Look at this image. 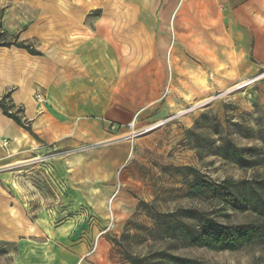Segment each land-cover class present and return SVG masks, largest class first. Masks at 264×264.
<instances>
[{"label": "rangeland", "instance_id": "rangeland-1", "mask_svg": "<svg viewBox=\"0 0 264 264\" xmlns=\"http://www.w3.org/2000/svg\"><path fill=\"white\" fill-rule=\"evenodd\" d=\"M43 1L41 40L0 25V42L41 48L50 71L56 40L86 51L87 89L58 95L60 106L34 91L55 131L44 140L11 90L0 93L37 142L0 169V264H264V237L234 250L180 238L194 211L228 225L259 220L193 182L264 178V0ZM70 18L87 26V43L81 31L72 42L57 34ZM222 141L253 164L222 157Z\"/></svg>", "mask_w": 264, "mask_h": 264}, {"label": "crops", "instance_id": "crops-1", "mask_svg": "<svg viewBox=\"0 0 264 264\" xmlns=\"http://www.w3.org/2000/svg\"><path fill=\"white\" fill-rule=\"evenodd\" d=\"M41 4H45V2L41 3V0H0V25L8 32L16 33L20 40H41ZM30 10L37 11L36 15L31 17ZM55 25L63 27V29L59 28V32H57L60 36L63 32L67 37L63 41L72 42L73 37H76L75 33L81 31L85 34V40L81 42L87 43V30L81 29L86 25L79 23L77 18L64 19L63 22ZM116 36L119 37L118 31H116ZM57 42L59 41L56 40L53 49L54 71L47 68L46 60L50 58V55L41 51V48L38 49L42 52L41 55H32L25 49L16 46H0V93L8 89L11 90L10 98L14 104L24 106L25 118L31 122V125L41 126V140H44V134L53 136L55 131L51 128L46 131L48 129L45 126L49 120L46 112L41 111V115H37L39 109L37 110L34 98V104L31 98L34 91L41 92L43 89L47 96H53L52 98L57 102L58 95L60 99L69 96L72 101L77 98L76 91L87 89L84 86L89 74L86 51L74 50L73 47L63 48L61 44L57 45ZM65 90H69L70 94H63ZM57 104L59 103L57 102ZM70 105L74 107V105ZM58 111L61 115L63 114L61 108ZM69 114L74 115L71 110ZM14 124L18 130L25 131L11 117L5 115L0 108V169L15 162L25 161L31 152L27 147H34L37 143L25 131L34 143L26 142L15 152L12 149L11 135H5L7 132L11 134L8 127L15 126ZM3 141L7 143L6 147L2 145ZM9 182H11L10 179H5L6 184Z\"/></svg>", "mask_w": 264, "mask_h": 264}, {"label": "trees", "instance_id": "trees-1", "mask_svg": "<svg viewBox=\"0 0 264 264\" xmlns=\"http://www.w3.org/2000/svg\"><path fill=\"white\" fill-rule=\"evenodd\" d=\"M0 46H16L25 49L32 55H41L39 50L31 48L23 41H3ZM10 95V92H8ZM2 112L11 117L18 125L23 127L33 136L31 127L24 123L21 118L9 111L0 101ZM26 131V132H27ZM219 154L230 160H235L240 164L248 161L244 157V148L235 146L232 142L222 141L218 146ZM193 189L203 197L218 198L225 204L233 208L247 207L259 217L255 222L228 225L219 223L209 217L206 212L194 211L195 215L190 216L195 224L186 225L180 233V238L186 240L191 245L205 246L216 250H234L243 243L250 242L264 237V178L251 180L224 179L219 182H211L204 178H199L193 182ZM171 215H168V217ZM165 233L168 236H175L176 224L174 221L165 222ZM175 260H182L181 257L172 256ZM146 258L135 259L133 264H148Z\"/></svg>", "mask_w": 264, "mask_h": 264}, {"label": "bare ground", "instance_id": "bare-ground-1", "mask_svg": "<svg viewBox=\"0 0 264 264\" xmlns=\"http://www.w3.org/2000/svg\"><path fill=\"white\" fill-rule=\"evenodd\" d=\"M8 126H10V125H8ZM8 129L11 130V134H10V132H7V134L5 133V135H7V136L11 135L10 137H12V138H10V139L13 140L12 149L15 152H16V149H19L18 147H22L23 144L26 143V142L28 144L29 143H34V141L29 138L28 133H26L25 131H22V130H18L16 128V125L15 126H10V127H8ZM2 145H7V143L3 141Z\"/></svg>", "mask_w": 264, "mask_h": 264}]
</instances>
